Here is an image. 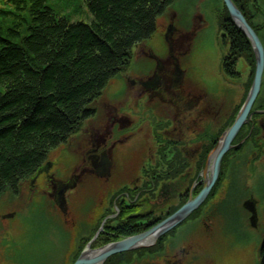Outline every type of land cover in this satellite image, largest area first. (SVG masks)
<instances>
[{
  "label": "flooded vegetation",
  "instance_id": "1",
  "mask_svg": "<svg viewBox=\"0 0 264 264\" xmlns=\"http://www.w3.org/2000/svg\"><path fill=\"white\" fill-rule=\"evenodd\" d=\"M160 19L163 44L153 43V37L138 44L133 60L108 92L110 96L104 92L93 113L82 120L78 162L74 155L64 160L52 159L50 155L39 173L27 181L31 185V200H35V195L49 197L52 208H65L67 214L66 191L72 190L70 185L76 182L97 187L98 198H110L104 216L89 235L80 239V252L102 249L144 232L157 224L151 226L154 221L161 222L196 197L204 187L205 177L212 175L213 162L208 165L210 154L232 125L231 115L240 105L234 123L252 87L253 63L245 52L236 50L230 36L223 34L221 45L225 51L219 58L218 71L205 68L197 73L193 67L192 36L183 28L186 21L182 23L172 10ZM256 102L257 99L251 120L241 128L230 150L235 155L251 153L253 160L264 140V113L257 112L264 107H256ZM247 126L249 133L238 140ZM254 132V146L245 148ZM68 143L70 139L56 149L60 148V155H66ZM224 160L225 157L215 186L199 207L203 206L198 221L190 220L194 211L154 244L115 254L118 256H111L104 264L112 257L109 264H200L195 252L202 247L194 231L199 226L211 236L220 214L224 217L236 214L231 211V196L224 185L230 171L228 168L226 174L223 172ZM248 162L251 164L252 160ZM61 163L72 166L71 177L75 174L76 180L58 177L59 171V176H65ZM254 164L261 165V161ZM113 179L123 186L111 193ZM25 183L18 196L23 194ZM62 198L65 202H61ZM247 205L249 217L256 223V206L252 201ZM5 214L0 212V223ZM186 221L191 222L180 229ZM202 263L210 264L208 260Z\"/></svg>",
  "mask_w": 264,
  "mask_h": 264
},
{
  "label": "trees",
  "instance_id": "2",
  "mask_svg": "<svg viewBox=\"0 0 264 264\" xmlns=\"http://www.w3.org/2000/svg\"><path fill=\"white\" fill-rule=\"evenodd\" d=\"M175 1L84 0L93 15L85 22L60 15L47 0H0V196H17L22 185L44 167L50 153L68 142L82 120L93 113L110 82L131 63L138 44L154 36L160 17ZM234 2L264 41V0ZM220 19L224 36H230L236 50L245 52L253 63V79L252 43L225 2ZM256 107H264V79ZM239 109L240 105L230 124ZM249 131L247 126L238 140ZM255 138L256 132L245 148L254 146ZM231 152L223 163L225 174L229 161L249 164L251 153L231 157ZM260 161H264V140L253 162ZM231 176L229 196L240 188L237 177ZM202 208L190 220L198 221ZM80 254L77 250L69 264ZM259 264H264V232Z\"/></svg>",
  "mask_w": 264,
  "mask_h": 264
},
{
  "label": "rangeland",
  "instance_id": "3",
  "mask_svg": "<svg viewBox=\"0 0 264 264\" xmlns=\"http://www.w3.org/2000/svg\"><path fill=\"white\" fill-rule=\"evenodd\" d=\"M47 2L60 15H65L71 21L90 22L93 18L84 0ZM223 6L224 0H176L170 8V11L178 14L182 23L186 21L183 28L189 30L192 36L193 67L197 73L205 68L214 71L219 69V58L225 51L221 45L225 30L220 23ZM159 21L161 25L162 19ZM164 40L158 22L151 41L160 45ZM118 78L110 82L105 92L112 91L115 84H118ZM79 128L80 126L70 138L66 155H60V148L54 149L50 153L52 159L64 160L74 155L78 162L79 143L82 141ZM234 155L232 151L231 157ZM244 155L246 154H239L241 157ZM253 157V154L249 157L252 160L251 164L238 160L228 162L227 168L230 171L228 170V178L224 183L225 189L231 184V174L237 177L236 186L240 187L237 192L232 193L235 197L230 198V203L233 204L232 211L236 214H232L231 217L220 214L211 236L202 232L199 226L197 231H194V237L202 247L195 252L197 263L205 264L202 262L208 260L210 264H259L264 232V161L261 165H256ZM63 163L60 167L65 176H59L61 175L59 171L58 177L76 180L75 174L76 178L71 177L72 166ZM80 184L81 182L71 184L73 189L68 188L66 191L69 200L66 203L69 206L68 214L63 209L52 208L49 197L44 199L42 195H35V200H31L29 182L25 183L23 196L13 197L10 193L0 196V212L6 213L4 215L6 218L2 217L0 223L2 264L70 263L79 249L80 239L91 233V228L104 216L110 200L107 197L98 198L100 193L97 187ZM120 186H123V183L111 180L110 192L116 191ZM251 201L257 209L256 223L249 217L247 209V203ZM191 221L184 222L180 229Z\"/></svg>",
  "mask_w": 264,
  "mask_h": 264
},
{
  "label": "water",
  "instance_id": "4",
  "mask_svg": "<svg viewBox=\"0 0 264 264\" xmlns=\"http://www.w3.org/2000/svg\"><path fill=\"white\" fill-rule=\"evenodd\" d=\"M224 2L231 14V17L250 38L253 44L256 56V72L247 99L238 113L234 123L224 132L219 143L210 154L208 165L210 162H213L211 177H205L204 187L196 197H192L188 202L182 205L176 212L168 216L166 219L144 232L112 242L104 246L102 249H85L73 264H104L108 258L115 254L141 246L154 244L158 238L178 226L195 210H197L205 202L215 186L220 175L224 156L232 149L234 146L233 141L240 132L241 128L251 120L252 115L254 114V112H252V108L259 93L261 92L264 76V44L260 36L233 0H224ZM257 112L264 113V110ZM57 200H60V197H58ZM61 202H65V199L62 198Z\"/></svg>",
  "mask_w": 264,
  "mask_h": 264
},
{
  "label": "bare ground",
  "instance_id": "5",
  "mask_svg": "<svg viewBox=\"0 0 264 264\" xmlns=\"http://www.w3.org/2000/svg\"><path fill=\"white\" fill-rule=\"evenodd\" d=\"M39 173V172H38ZM71 187V186H70ZM66 196V195H65ZM66 203H67V198H66ZM63 210H65V208L63 209Z\"/></svg>",
  "mask_w": 264,
  "mask_h": 264
}]
</instances>
